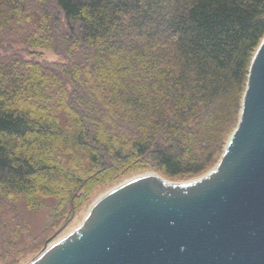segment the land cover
Segmentation results:
<instances>
[{
    "label": "trees",
    "instance_id": "obj_1",
    "mask_svg": "<svg viewBox=\"0 0 264 264\" xmlns=\"http://www.w3.org/2000/svg\"><path fill=\"white\" fill-rule=\"evenodd\" d=\"M263 37L264 0H0V264L44 239L20 247L21 205L52 227L130 173L213 168Z\"/></svg>",
    "mask_w": 264,
    "mask_h": 264
},
{
    "label": "water",
    "instance_id": "obj_2",
    "mask_svg": "<svg viewBox=\"0 0 264 264\" xmlns=\"http://www.w3.org/2000/svg\"><path fill=\"white\" fill-rule=\"evenodd\" d=\"M27 264H264V37L211 171L185 183L147 174L115 187Z\"/></svg>",
    "mask_w": 264,
    "mask_h": 264
},
{
    "label": "rangeland",
    "instance_id": "obj_3",
    "mask_svg": "<svg viewBox=\"0 0 264 264\" xmlns=\"http://www.w3.org/2000/svg\"><path fill=\"white\" fill-rule=\"evenodd\" d=\"M0 52L3 53L4 51H0ZM7 53L9 52L7 51ZM35 57L39 61H46L47 63H51V64H60L63 62L62 58L57 53H55L54 51H49V50H40L36 52ZM213 168H210L207 171H204L203 173L198 174V175L184 176V177L176 178V179H168L164 177L160 172L154 171V169L152 168H150L149 170H140L138 172L130 173L127 176L122 177L115 182L101 186L97 188L96 190H94L92 194L89 196L88 201L84 205H82L73 215L66 217L65 219L58 222L52 227L49 224V217H48L49 209L48 208H45V209H42L36 212H32L26 209L23 205H21V208H20L21 209L20 211L22 214L21 217L24 223L27 225L28 229L25 232V235H27L28 238H25L23 241H19L20 247L27 244L31 238L33 239L35 237L41 236V237H44V239L41 242L40 246L37 247V249L33 253L26 256L20 264H27L30 260H32L39 253L47 249L49 246L60 241L61 239H63L64 237L72 233L76 228H78L81 225L84 218L86 217V214L89 208L98 198H100L102 195H104L108 191L114 189L115 187L125 182H128L134 178H137L143 175L156 174L173 183H185V182L196 180L204 176L209 171H211ZM47 204L51 205L52 202L48 201Z\"/></svg>",
    "mask_w": 264,
    "mask_h": 264
}]
</instances>
